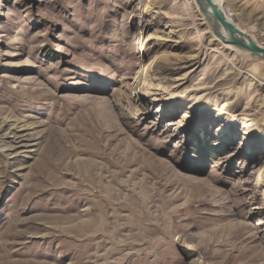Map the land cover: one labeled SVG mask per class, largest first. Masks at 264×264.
I'll use <instances>...</instances> for the list:
<instances>
[{"label":"rangeland","instance_id":"1","mask_svg":"<svg viewBox=\"0 0 264 264\" xmlns=\"http://www.w3.org/2000/svg\"><path fill=\"white\" fill-rule=\"evenodd\" d=\"M0 264H264V61L193 0H0Z\"/></svg>","mask_w":264,"mask_h":264},{"label":"water","instance_id":"2","mask_svg":"<svg viewBox=\"0 0 264 264\" xmlns=\"http://www.w3.org/2000/svg\"><path fill=\"white\" fill-rule=\"evenodd\" d=\"M193 1L208 28L222 43L246 50L250 55L264 60V46L229 21L213 0Z\"/></svg>","mask_w":264,"mask_h":264},{"label":"bare ground","instance_id":"3","mask_svg":"<svg viewBox=\"0 0 264 264\" xmlns=\"http://www.w3.org/2000/svg\"><path fill=\"white\" fill-rule=\"evenodd\" d=\"M219 7H220V9L222 10V12L224 13V15L226 16V18L229 20V21H231V22H233L232 21V18H231V13H229L228 12V10L226 9H224V8H222V6L219 4V1L218 0H213ZM234 23V22H233ZM245 32V31H244ZM247 33V32H246ZM252 37V36H251ZM253 38V37H252ZM228 46H229V44H227ZM230 46H233V45H230ZM241 50H243V49H241ZM243 51H246V50H243ZM247 53H249L248 51H246ZM250 54V53H249ZM264 61V60H263ZM223 129V125L221 124L220 125V128H219V130H222ZM77 167V166H76ZM91 167V166H90ZM89 172V171H88ZM93 174V178H95L96 180H97V182L99 183V191H98V193L96 194V196H99V195H102V192L103 191H105L106 193H107V200L108 201H111L112 202V198L114 199V194L115 193H108V189H109V182L108 181H105V178H103L101 175H95L94 174V172L92 173ZM94 175H95V177H94ZM105 181V182H104ZM118 193V192H117ZM119 194V193H118ZM106 195V194H105ZM117 201V200H116ZM119 206H122V203H119ZM115 212V211H114ZM80 214V213H79ZM71 216H73V215H70V217ZM69 216L67 217V219L68 218H70ZM101 218H103V220H105L106 221V223L108 224L109 222H107V217H105V216H100ZM65 218V217H64ZM63 218V219H64ZM74 218V217H73ZM102 220V221H103ZM101 223V222H100ZM103 223L104 224H106L104 221H103ZM102 223V224H103ZM80 225H84L83 223L82 224H80ZM79 225V227L81 228V226ZM85 227V226H84ZM97 228V227H96ZM115 233H117V232H115ZM111 235H112V233H111Z\"/></svg>","mask_w":264,"mask_h":264}]
</instances>
